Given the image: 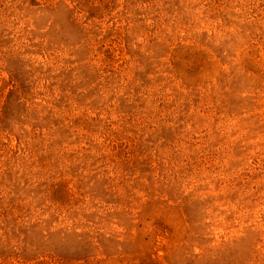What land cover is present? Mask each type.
<instances>
[{
    "label": "rangeland",
    "instance_id": "obj_1",
    "mask_svg": "<svg viewBox=\"0 0 264 264\" xmlns=\"http://www.w3.org/2000/svg\"><path fill=\"white\" fill-rule=\"evenodd\" d=\"M0 264H264V0H0Z\"/></svg>",
    "mask_w": 264,
    "mask_h": 264
}]
</instances>
